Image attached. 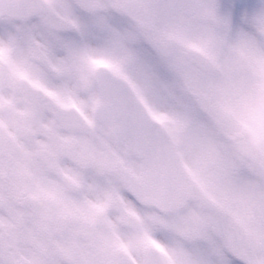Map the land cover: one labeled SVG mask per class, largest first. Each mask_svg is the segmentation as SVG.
<instances>
[{"label":"snow or ice","instance_id":"6c2138e0","mask_svg":"<svg viewBox=\"0 0 264 264\" xmlns=\"http://www.w3.org/2000/svg\"><path fill=\"white\" fill-rule=\"evenodd\" d=\"M0 264H264V0H0Z\"/></svg>","mask_w":264,"mask_h":264}]
</instances>
